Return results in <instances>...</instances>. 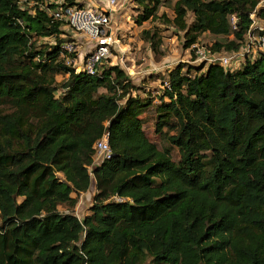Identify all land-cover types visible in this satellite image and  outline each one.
Segmentation results:
<instances>
[{"label": "trees", "instance_id": "obj_1", "mask_svg": "<svg viewBox=\"0 0 264 264\" xmlns=\"http://www.w3.org/2000/svg\"><path fill=\"white\" fill-rule=\"evenodd\" d=\"M21 1L0 0V264H264V53L248 41L264 34V0H176L174 17L159 13L167 0H135L138 24L172 25L186 48L205 33L219 37L209 53L250 46L236 70L169 69L171 89L155 94L164 149L144 129L151 94L118 64L94 75L66 65L64 23L31 4L48 0ZM143 35L158 52L157 28ZM106 131L112 156L92 177Z\"/></svg>", "mask_w": 264, "mask_h": 264}, {"label": "rangeland", "instance_id": "obj_2", "mask_svg": "<svg viewBox=\"0 0 264 264\" xmlns=\"http://www.w3.org/2000/svg\"><path fill=\"white\" fill-rule=\"evenodd\" d=\"M93 1L97 2V0ZM175 1L167 0L166 4L161 6L159 13L166 12L170 17H174L172 7ZM262 5H264V1ZM100 6L108 9L107 4L101 3ZM138 11V4L135 0H117L116 5L113 7L108 33L111 41V56L105 63L120 65L128 72L135 84L141 88L139 91L142 96L151 94L154 98V105L142 115L144 118V129L148 138L156 143L158 148L164 149L169 147L170 144L156 132V107L160 103V96L156 99L155 94L163 90L162 82L167 78L169 69L176 67L178 64L185 65L184 71L193 67H202L205 60L198 58L197 47L186 48L184 46V31L160 21L149 20L140 25L136 20ZM192 20L193 18L190 16L189 22ZM255 26L264 28V20H257ZM154 28H157L163 38V44L158 52L152 50L150 43L144 39L143 35L145 29ZM63 30L69 35L68 37H76L70 28L63 26ZM218 39L219 37L211 33H205L201 35L197 45L200 48H209ZM83 41V39H80V56L85 55L89 50ZM49 42L51 43L49 38L40 39L39 41L42 44ZM240 65V61L233 60L227 68L236 70ZM191 73L194 74V72ZM65 77L67 76L60 74L57 79L62 81ZM165 130L167 129L165 128ZM172 156L175 161L180 160L181 152L177 147L172 148ZM60 175L62 176L61 173ZM96 192V184L95 180H93L90 189L79 196V201L74 208L73 212L78 217L82 218L89 214ZM60 209L62 211L69 210L66 206H61Z\"/></svg>", "mask_w": 264, "mask_h": 264}, {"label": "built area", "instance_id": "obj_3", "mask_svg": "<svg viewBox=\"0 0 264 264\" xmlns=\"http://www.w3.org/2000/svg\"><path fill=\"white\" fill-rule=\"evenodd\" d=\"M26 1L22 0L21 2L25 3ZM54 2L58 6L50 8V4ZM105 2L108 9L91 4H85L84 6L69 5L66 4L65 0H48L44 3L38 1L31 2V4H38L41 9H46L53 20L63 22L64 26L70 28L75 33L76 37H71V40L62 43L61 58L66 65L74 67L77 72L86 71L94 75L111 56V41L109 40L108 33L113 7L116 5L117 0H105ZM231 20L235 24L236 17L233 16ZM260 29L263 30L261 27ZM62 36L66 37L67 34H63ZM80 39L84 40V45L89 49L83 56L79 55L81 47ZM248 41L250 46L253 45L255 49L264 53V34H249ZM52 43L54 44V42ZM250 46L246 47L244 51L233 52L231 55L209 53L205 48L198 47L197 44L193 48L197 47L199 59L206 60L209 63L219 62L227 67L233 60L241 62L245 51H250ZM162 88L171 89V84L167 79L162 83ZM94 149L93 162L89 166L92 177L94 176L93 168L112 156L108 131L95 143ZM111 199L118 202L131 200L120 195H114ZM64 212L69 213L70 209Z\"/></svg>", "mask_w": 264, "mask_h": 264}, {"label": "crops", "instance_id": "obj_4", "mask_svg": "<svg viewBox=\"0 0 264 264\" xmlns=\"http://www.w3.org/2000/svg\"><path fill=\"white\" fill-rule=\"evenodd\" d=\"M79 1H83L85 2L86 4H91V5H95V6H98V7H101L100 4L101 3H106L105 0H97V2L93 1V0H79ZM104 1V2H103ZM103 8V7H102ZM106 9V8H105ZM256 24V23H255Z\"/></svg>", "mask_w": 264, "mask_h": 264}]
</instances>
